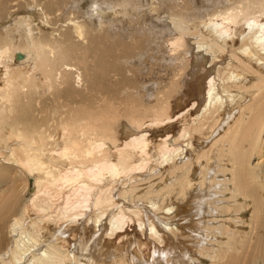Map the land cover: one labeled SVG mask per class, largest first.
I'll list each match as a JSON object with an SVG mask.
<instances>
[{
    "label": "bare ground",
    "instance_id": "1",
    "mask_svg": "<svg viewBox=\"0 0 264 264\" xmlns=\"http://www.w3.org/2000/svg\"><path fill=\"white\" fill-rule=\"evenodd\" d=\"M171 2L0 0V264H264V0Z\"/></svg>",
    "mask_w": 264,
    "mask_h": 264
},
{
    "label": "rangeland",
    "instance_id": "2",
    "mask_svg": "<svg viewBox=\"0 0 264 264\" xmlns=\"http://www.w3.org/2000/svg\"><path fill=\"white\" fill-rule=\"evenodd\" d=\"M88 1L90 2V1H92V0H85V2H84V0H82V2L83 3H88ZM149 1V0H148ZM166 2H168V4H172L173 5V2H171V1H176V0H165ZM200 4H198L197 3V9L199 8H201L200 9V11L203 13V11H205V10H210L209 12L211 13L212 11H214L215 9H218L219 7H216L217 5H215L214 3H211L210 2V0H206V2H207V4L206 3H204V5L206 4V7H204V6H202L203 5V2H205V0H197ZM142 2H146V0H142ZM202 3V4H201ZM209 4H211V5H209ZM209 6V7H208ZM210 6H212V7H210ZM203 7V8H202ZM204 9V10H203ZM212 9V10H211ZM203 10V11H202ZM152 17V15L151 14H149V13H147V18H151ZM254 164H257V161H255V163ZM9 187H7L6 186V184L5 183H3V184H0V190L1 191H6V189H8ZM4 189V190H3ZM30 191H32V190H29V192ZM28 196H31V195H29V193H28Z\"/></svg>",
    "mask_w": 264,
    "mask_h": 264
}]
</instances>
